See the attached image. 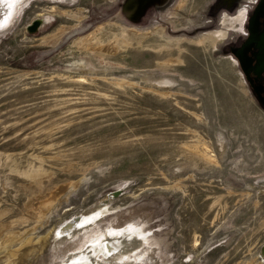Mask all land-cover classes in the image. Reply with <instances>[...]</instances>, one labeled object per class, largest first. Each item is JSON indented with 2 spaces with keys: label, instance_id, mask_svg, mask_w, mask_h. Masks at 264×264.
<instances>
[{
  "label": "rangeland",
  "instance_id": "rangeland-1",
  "mask_svg": "<svg viewBox=\"0 0 264 264\" xmlns=\"http://www.w3.org/2000/svg\"><path fill=\"white\" fill-rule=\"evenodd\" d=\"M180 1L0 0V264H264V0Z\"/></svg>",
  "mask_w": 264,
  "mask_h": 264
},
{
  "label": "bare ground",
  "instance_id": "bare-ground-1",
  "mask_svg": "<svg viewBox=\"0 0 264 264\" xmlns=\"http://www.w3.org/2000/svg\"><path fill=\"white\" fill-rule=\"evenodd\" d=\"M183 0H181L178 3L179 9L183 8L185 3ZM200 1V0H199ZM5 8L7 6L2 5L0 6V13H4ZM50 9V8H49ZM52 12V11H51ZM56 12V11H55ZM60 13V12H59ZM68 13V12H67ZM57 14V13H56ZM66 15V14H65ZM101 28V27H100ZM163 27L160 28L159 32H163ZM134 34L138 35L139 31H133ZM150 32V31H149ZM148 33V32H147ZM127 42V38H123ZM117 42V41H116ZM122 42V41H121ZM120 42V43H121ZM130 42V41H129ZM126 44V43H125ZM100 50V49H99ZM101 51V50H100ZM98 52V51H97ZM102 52V51H101ZM85 63V62H84ZM83 67V66H82ZM195 151V150H194ZM197 151V150H196ZM199 151V150H198ZM197 151V152H198ZM202 152V151H201ZM207 155L208 153L204 151L202 155ZM212 156V155H211ZM204 157V156H203ZM210 158V157H209ZM211 159V158H210ZM209 159V160H210ZM212 161V160H211ZM36 184V179L32 180ZM36 186V185H35ZM34 187V186H33ZM37 188V187H35ZM39 190V189H38ZM52 198V197H51ZM48 201V200H47ZM46 201V202H47ZM45 202V203H46ZM43 204V203H42ZM47 206V205H46ZM39 209V208H38ZM45 209V208H44ZM43 211V210H42ZM44 215V214H43ZM31 218H38L39 216V210H34L31 212L30 215ZM100 217L97 216L95 219H91L88 222H78L77 220L74 221V224L70 225V230L64 229L62 232L58 233V235H62L63 233H66L67 235H71L73 238H79L78 241L74 244V246L70 247L69 250H82L81 255H74L69 260L71 264H128L132 258L131 254L133 252H136L140 248L141 241L138 238H133L131 240H124L122 244H117L114 242V239H111L108 235H106V231L103 230L101 236L95 237V238H87V236L92 232L90 230H87L90 225H96L97 219ZM102 223V222H101ZM89 224V225H88ZM84 225V226H83ZM88 225V226H87ZM108 227V226H107ZM106 227V228H107ZM27 231V230H26ZM136 233V232H135ZM29 234V233H28ZM76 240V239H75ZM101 240L105 242L104 247L100 249V247L97 245L96 247H91L88 250H86V246L90 242H98L100 244ZM122 240V238H121ZM143 240V239H142ZM82 241V244L80 245V242ZM84 241V242H83ZM32 239H27L26 244H32ZM67 242V241H66ZM24 243V242H23ZM39 244V243H38ZM29 245V246H30ZM122 248H121V247ZM11 247V246H10ZM99 247V248H98ZM264 245L261 246L260 249H262ZM25 248V247H24ZM37 248V247H36ZM58 248V247H57ZM98 248V249H97ZM19 249V248H18ZM22 249V248H21ZM17 252V251H16ZM260 252V251H259ZM17 255V254H16ZM13 257V256H12ZM264 259V255L262 254V257ZM68 264V263H64Z\"/></svg>",
  "mask_w": 264,
  "mask_h": 264
},
{
  "label": "flooded vegetation",
  "instance_id": "flooded-vegetation-1",
  "mask_svg": "<svg viewBox=\"0 0 264 264\" xmlns=\"http://www.w3.org/2000/svg\"><path fill=\"white\" fill-rule=\"evenodd\" d=\"M244 10H245V13H247V9L245 8ZM259 43H261V46H259ZM259 57H263L264 58V27L259 32V34L257 36V39H256V42H255V55H254L253 61H251V63H250V66L253 69V71H254L255 67L259 63ZM255 75L259 79H263V81H264V72L261 73L260 75H258V74L255 73ZM263 89H264V83H263Z\"/></svg>",
  "mask_w": 264,
  "mask_h": 264
},
{
  "label": "water",
  "instance_id": "water-1",
  "mask_svg": "<svg viewBox=\"0 0 264 264\" xmlns=\"http://www.w3.org/2000/svg\"><path fill=\"white\" fill-rule=\"evenodd\" d=\"M41 23H42L41 21H35L32 25L29 26L28 29H29L31 32L36 31V30L39 28V26L41 25ZM259 46H261V43H259ZM248 67H251V66H250V63H249V65H248ZM254 72H255L256 74H258V75H260L261 73L264 72V58H263V57H259V63H258V65L255 67ZM114 195H115V196H119V195H120V191L115 192ZM262 254L264 255V247H263V249H262Z\"/></svg>",
  "mask_w": 264,
  "mask_h": 264
}]
</instances>
